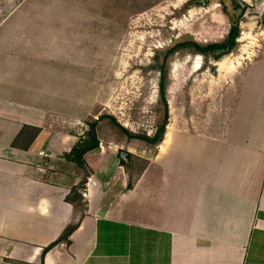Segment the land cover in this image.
Listing matches in <instances>:
<instances>
[{
	"label": "crops",
	"instance_id": "0c3cea01",
	"mask_svg": "<svg viewBox=\"0 0 264 264\" xmlns=\"http://www.w3.org/2000/svg\"><path fill=\"white\" fill-rule=\"evenodd\" d=\"M261 13L264 18V8ZM258 36L264 40V26ZM261 41L243 55L249 60L243 77L239 66L223 60L221 79L203 82L205 97H194L203 84L193 83L190 127L169 122L147 164H126L132 152L119 151L127 143L104 141L98 130L99 149L84 156L86 183L96 185L86 200L77 197L87 204L84 216L70 244L51 249L44 264H264ZM14 53V76L4 67L0 73V264H40L43 250L80 218L66 198L79 190L84 172L66 155L85 133L55 131L53 98L40 100L21 87L19 93V81H31L37 67L19 63L26 50ZM232 87L238 94L233 121L214 135L208 117Z\"/></svg>",
	"mask_w": 264,
	"mask_h": 264
},
{
	"label": "rangeland",
	"instance_id": "374dc122",
	"mask_svg": "<svg viewBox=\"0 0 264 264\" xmlns=\"http://www.w3.org/2000/svg\"><path fill=\"white\" fill-rule=\"evenodd\" d=\"M230 1L245 6L242 0H0V73L4 67L14 76L12 62L19 59L14 51L26 50L19 63L37 71L31 81H19V93L21 87L23 94L32 92L40 100L43 95L53 98L52 129L85 133L88 121L110 116L131 133L148 137L164 122L166 108L159 92L164 75L168 123L187 128L185 118L196 105L190 104L193 83L203 84L194 97H205L203 82L221 79L217 70L223 60L239 66L243 77L249 63L243 55L261 41L264 18L253 4L243 8L239 22L240 32L243 28L250 33L248 40L237 42L233 52L204 55L189 45L227 42L233 22L223 7ZM232 90L208 117L214 135H221L233 121L238 94ZM98 122L104 141L128 144L119 151L132 152L126 164H147L156 156V146L142 151L144 143L118 134L110 120ZM136 173L131 168V175ZM260 177L256 171L255 180Z\"/></svg>",
	"mask_w": 264,
	"mask_h": 264
},
{
	"label": "trees",
	"instance_id": "16d2710c",
	"mask_svg": "<svg viewBox=\"0 0 264 264\" xmlns=\"http://www.w3.org/2000/svg\"><path fill=\"white\" fill-rule=\"evenodd\" d=\"M247 7H248L247 4H245V6L243 8H247ZM243 8H241L237 4V2H232V1H230V3L228 5L223 7L224 11H226L228 13L230 12L232 14V16L228 15V18L230 17L231 21L233 22L231 25L230 33H229V38H228L226 43L214 44V45H210L207 47H203V46H200V45L194 44V43L189 44V45H191L193 47V49L198 54H204V55L215 54L216 52H219V51L223 52L225 50H227V52H229V53L233 52L238 47L236 39L238 38L239 32H240V28H239L240 23L239 22H240V19L244 15ZM175 49L172 51H175ZM221 56H217V57H215V59L219 60ZM159 90H160L159 92H160L161 101L163 102L166 110H165L164 122L157 129V131L153 137L137 136V135L131 133L126 128L122 127L113 117H110V116H101V118H99L98 120H90L86 123L89 127L88 130L85 132L84 136L81 137L80 141L74 147V149L68 155H66V159H68L72 163L77 164L84 172L82 183L80 184V186L78 188L79 190H73L71 192V194L66 198V200L69 203L75 205V207H78L81 215H80V218L78 219V221L69 225L64 230V232L62 233V235L60 236V238L56 242L52 243L51 245H49L47 248H45L43 250V253L41 255L40 264H44L45 255L51 249L55 248L56 246H58L60 244H65L66 246H68L70 244L69 239H70L71 235L78 228L79 223L84 216L87 204L83 203V202H79L77 200V197L80 196V190H82L84 188L85 183L88 179V169L86 167L84 156L88 152L95 151V150L99 149L100 142L98 139V130H99V127H98L99 122L98 121H101L103 119L110 120L111 127L113 129H115L118 132V134H120L122 136L125 135L128 138V140H137V141L144 143L148 147H150V146H156L157 147L159 145V143H161L164 139L166 127L168 125V120H169L168 111H167L168 107H167V100H166V84H165V76L164 75L161 77L160 84H159ZM129 188H132V181L129 182Z\"/></svg>",
	"mask_w": 264,
	"mask_h": 264
},
{
	"label": "built area",
	"instance_id": "2783aa9c",
	"mask_svg": "<svg viewBox=\"0 0 264 264\" xmlns=\"http://www.w3.org/2000/svg\"><path fill=\"white\" fill-rule=\"evenodd\" d=\"M243 27V26H242ZM250 33H247L245 30H241L240 32V37L237 39V42H242V41H246L248 40V37H249ZM96 183L95 182H91L90 180L85 183V186L82 190H80V194L82 196L83 199H87L88 196H89V190L93 187H95Z\"/></svg>",
	"mask_w": 264,
	"mask_h": 264
},
{
	"label": "water",
	"instance_id": "95a60500",
	"mask_svg": "<svg viewBox=\"0 0 264 264\" xmlns=\"http://www.w3.org/2000/svg\"><path fill=\"white\" fill-rule=\"evenodd\" d=\"M255 6H256L257 12L262 11L264 8V0H255Z\"/></svg>",
	"mask_w": 264,
	"mask_h": 264
}]
</instances>
